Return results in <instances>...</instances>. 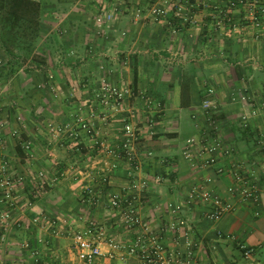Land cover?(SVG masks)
<instances>
[{"label":"crops","instance_id":"0c3cea01","mask_svg":"<svg viewBox=\"0 0 264 264\" xmlns=\"http://www.w3.org/2000/svg\"><path fill=\"white\" fill-rule=\"evenodd\" d=\"M34 1L41 5L40 37L45 42V49L48 52L73 50L77 52L74 61L85 62L86 55L80 58L78 53L84 51L89 36H94L93 18L98 14V0ZM181 30L178 41L169 39L166 32L157 31L155 35L147 31L145 41L150 43L154 39L149 37L150 34L155 35L164 57L156 55L150 62H116L117 67L125 66L123 75L116 73L113 78L121 87L125 99L121 117L132 115L131 100L137 98L136 92L138 95L146 92L147 96L157 101L161 111L158 120H150L149 125L140 126L143 132L140 140L133 145L141 165L137 177L148 183V189L140 194L128 192L134 183L132 168L128 160L118 154L129 135L124 124L118 121V115H114L115 119H111L108 125L96 122L102 135L98 140L73 139L69 135L50 138L46 133L50 123H40L55 115L58 108L55 106L57 104L51 103L54 107L51 110L46 102V97L51 94L38 90V85L45 82L38 66L29 76L28 93L23 90L20 73H11L12 78L9 75L8 83L6 77L1 76L0 92L4 98L13 99V103L18 100L21 102L22 97L28 98L29 123H25V130L31 142V151L26 153L16 138L11 139L8 131L17 129L15 117H18V112L0 109V134L10 141L3 153L9 160L12 159L10 162L15 168L14 172L29 174L35 177L36 182H29V187L35 189L33 196H28L27 190L20 191L21 195L16 198L18 203L13 213L11 230L5 245L0 244V264H34L31 252L22 247L25 242L38 249L40 257L48 264H81L76 257L72 233L86 230L92 222L100 223L109 235L123 245H129L142 230L126 228L122 214L129 206L138 213L150 235L157 236L169 248L175 247L176 236L180 250L186 252L191 249L198 264H264V175L260 180V203L256 206L229 192V187L234 183L231 175H219L215 167L194 168L184 154L190 137L212 127L207 121L203 103L208 97L209 85H215L218 101L216 112L219 111L216 119L218 132L225 146L235 149L231 157L222 156L218 165L229 170L232 163H241L247 172L258 171L257 165L253 164L255 158L260 156L255 135L264 132V115L256 119L249 130H242L239 119L243 106L233 103L232 98L243 87L249 92L258 91L264 83V62H247V58L255 59L256 54L261 55L260 59L264 58V46L258 44L264 39V32L244 30V37L238 41L237 49L232 43L227 46L221 43L218 44L215 59L208 57L207 62H170L172 65H167L163 70L162 66L164 68L167 63L161 61L167 56L166 51L182 43H192L197 33L192 28ZM113 45L117 48V43ZM118 45L123 51L128 49L130 42ZM195 46L197 49L198 45ZM228 51L234 57L237 55L239 62H220L219 53ZM245 54L248 57L241 62L238 57H246ZM0 58H6L1 46ZM0 64L6 72L4 66L9 65V62ZM90 66L91 63L88 64ZM89 69L92 70V66ZM135 69L138 74L136 83ZM55 78L62 85L69 81L64 76L59 79L55 75ZM63 92L65 97H71L68 90ZM81 92L76 93L77 99L85 96L86 92ZM70 109L69 105H61L58 111L60 121L68 122ZM40 173H44L41 178ZM208 178L212 182L208 183ZM39 181L44 183L42 192L39 190ZM208 190L223 200L231 201L235 210L217 222L211 221L207 217L211 203L202 199V194ZM113 194H120L123 199L128 197V200L113 207ZM27 196L33 203L30 209L24 205L26 200L23 198ZM4 209L2 207L1 211ZM40 216L57 219L61 227L60 234L52 235L48 227L34 223V219ZM173 226L178 228L176 235L171 230ZM219 233L223 237H219ZM42 240L50 243L46 245ZM237 240L255 249L250 259L243 257ZM103 250L107 252L108 248L105 246ZM101 262L140 264L136 256L128 257L125 263L116 257H105Z\"/></svg>","mask_w":264,"mask_h":264},{"label":"rangeland","instance_id":"374dc122","mask_svg":"<svg viewBox=\"0 0 264 264\" xmlns=\"http://www.w3.org/2000/svg\"><path fill=\"white\" fill-rule=\"evenodd\" d=\"M96 7L98 14L93 18L94 36H89V40L84 45V51L78 53L80 58L86 55L85 62L74 61L77 52L72 49V51L63 49L62 51L48 52L45 49V42H42L43 38L40 36L28 49L16 50V56L11 57L5 54L6 58H0V62H9V65L4 66L6 72L1 69L3 65L0 64V83H2L1 76H5L8 83L7 80L10 79L11 73H20L23 90L27 93L30 91L28 80L31 71L35 69V66H38L39 74L43 75L45 80L38 85V90L51 94L46 97L47 105L51 110L54 108L51 103L57 104L55 106L58 108L57 112H54L55 115L40 123L42 125L50 123V128L56 129L54 132L46 131L50 138L58 139L69 135L73 139L98 140L102 135L96 127V122L108 125L111 119H115L114 115H118V121L124 124L123 126H131L135 134L134 142H138L143 132L140 126L149 125L150 120L159 119L161 113L159 105H157V101L147 96L146 92L143 91L139 95L136 92L137 98L131 100L132 113L130 114L132 115L121 117L125 109V99L120 91L121 87L114 82L113 78L116 73L123 75L125 71V66L117 67L116 62H150V59L156 55L164 57V51L160 49L155 36L157 31L164 32V34L166 32L169 39L176 41L180 37L181 29L192 28L197 32L192 43H182L181 45L178 43L179 45L171 51H166L167 56L161 61L167 63L164 68L162 66L163 70L167 65H172L170 62H207L208 57L215 59L217 49H219L218 44L221 43H225V46L232 43L233 46L236 45L237 49L238 41L244 37V30L253 31L252 29H254L264 32V12L262 11L264 10V0H244L242 3L237 0H98ZM119 26L122 28L118 29ZM148 30L155 34H150V38L154 37L150 43L145 41ZM51 38L54 39L55 36H51ZM263 41L264 39L258 41L261 42L258 44L264 46ZM129 42L130 45L126 50L121 51V48L118 47V44ZM113 43H117V48H114ZM195 44L198 45L197 49ZM219 54L220 62L238 61L237 55L234 57V54L229 51ZM245 56L240 55L238 58L244 62L248 55L245 54ZM260 58L261 55L256 54L255 59L247 58V62L263 63L264 58ZM89 63H91L92 70L89 69L91 66L88 67ZM82 64L84 66H81ZM13 67L16 68L13 69ZM55 75L59 79L64 76L69 81L62 85ZM263 84L257 89L258 91L249 92L247 88L243 87L239 92H235V95L249 93L251 96L253 94L259 96ZM63 89L68 90L71 97H65ZM208 89L214 90L210 98L213 99L217 107V87L209 85ZM82 90L86 92L85 96L77 99L76 93L82 94ZM114 90L121 96L115 95ZM233 98V103H239ZM20 101L13 103L11 98H4L2 94L0 97L1 110H10V113L18 112L16 115L18 117H15V125L18 124L15 128L17 127L18 134L11 138H16L17 143L29 139L25 123H29L30 104L28 98L25 97H22ZM62 104L72 108L68 122H62L58 117L60 114L58 111ZM47 105L45 104V106ZM214 114L216 115L213 118L217 119L219 113ZM209 116L210 114L206 112V117ZM80 130L82 131L79 134ZM42 135L45 136V133ZM8 140L6 139L7 145L10 142ZM10 166L12 170H15L12 163ZM27 195L29 196V194ZM28 196L23 198L26 200L24 205L30 200Z\"/></svg>","mask_w":264,"mask_h":264},{"label":"built area","instance_id":"2783aa9c","mask_svg":"<svg viewBox=\"0 0 264 264\" xmlns=\"http://www.w3.org/2000/svg\"><path fill=\"white\" fill-rule=\"evenodd\" d=\"M106 1V0H103ZM240 3L244 0H237ZM234 6V3H233ZM264 12V10H262ZM262 12V13H263ZM115 95L119 97L114 90ZM208 97L204 100L203 109L210 114L207 121L212 126L209 129H205L197 136H192L187 140V148L185 151V158L190 162L194 168H210L215 167L216 173L219 175L229 174L233 177L234 183L229 187V192L242 200L251 201L254 205L260 203V180L264 175V132L257 133L255 135L256 143L259 147L260 156L255 158L253 164L257 165L258 171L247 172L243 164L232 163L230 169L223 166H219V160L222 156L231 157L235 153L233 147L225 146L223 139L219 135V127L216 122V118H213L216 112V106L211 99V95L214 93L213 89H209ZM1 97V95H0ZM234 100L238 101L243 106V111L239 119V126L242 130L247 131L252 127L253 122L264 115V84L261 88L259 96L249 93H239L234 96ZM4 127V124L2 125ZM50 131H56L55 128H50ZM125 130L129 135V138L124 143L119 156H124L131 165L133 184L128 189L131 194H140L148 189V183L141 181L137 177V173L141 172V165L135 156L134 148V132L131 126H125ZM11 137H16L18 130H9ZM6 139L3 134H0V244L5 245L7 241V234L11 230V224L13 222V213L17 208L16 198H19L20 191H27L28 194L33 196L35 193L34 188L29 187V182L35 184V177L29 174L16 173L11 169V162L3 151H5ZM24 152L29 153L31 151V142L29 140L19 142ZM28 175V176H27ZM44 176V173H40L39 177ZM29 179V180H28ZM106 181V179H104ZM208 183L212 182L211 178L206 180ZM40 182V191H43L44 183ZM29 187V188H27ZM202 199L209 201L210 210L207 217L214 222L219 221L225 214L235 210V206L231 201H226L215 195L211 190L202 194ZM124 200H128V197H124L120 194H113L111 196V204L113 207L122 205ZM33 203L28 200L26 207L30 209ZM4 206V210L1 208ZM124 224L128 230H137L142 228L141 233L136 236V239L129 245H123L117 241L113 236L109 235L106 228L97 222L90 223V226L84 231H78L72 233V243L75 248L76 257L81 264H102L101 260L105 257L118 258L121 262L125 263L128 257L136 256L140 264H198L195 260L194 253L191 249L186 252L180 250L179 239L174 237V248L165 246L157 236L150 235L145 224H143L138 213L132 206L122 214ZM34 223L40 224L44 228L50 230L52 235L60 234V225L57 219H51L47 216H40L35 218ZM60 227V228H59ZM172 232L175 233L178 230L176 227H171ZM149 233V234H148ZM178 233V232H177ZM219 237H223L222 233H219ZM236 240L235 237H230ZM48 245L50 241H41ZM238 246L242 251V255L245 259H250L255 252V249L247 246L245 243L237 240ZM108 248V251L103 250L104 247ZM22 247L31 252L34 264H48L40 257V251L33 248L29 242L23 243Z\"/></svg>","mask_w":264,"mask_h":264},{"label":"trees","instance_id":"16d2710c","mask_svg":"<svg viewBox=\"0 0 264 264\" xmlns=\"http://www.w3.org/2000/svg\"><path fill=\"white\" fill-rule=\"evenodd\" d=\"M41 5L34 0H0V46L7 56L26 50L39 39ZM137 69L134 81H137Z\"/></svg>","mask_w":264,"mask_h":264}]
</instances>
